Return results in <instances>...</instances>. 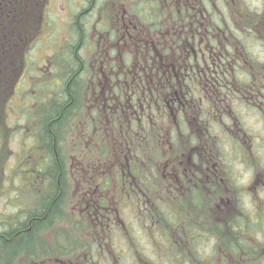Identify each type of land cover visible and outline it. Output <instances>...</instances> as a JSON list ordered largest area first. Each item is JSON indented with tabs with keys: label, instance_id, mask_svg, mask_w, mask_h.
I'll return each mask as SVG.
<instances>
[{
	"label": "flooded vegetation",
	"instance_id": "obj_1",
	"mask_svg": "<svg viewBox=\"0 0 264 264\" xmlns=\"http://www.w3.org/2000/svg\"><path fill=\"white\" fill-rule=\"evenodd\" d=\"M236 1L81 0L83 4L73 21L82 33L80 46L84 44L85 32L90 40L99 38L98 46L101 39L108 42V49L116 47V34L118 42L126 44L128 41L135 43L142 40L147 45L154 37L163 35L162 27L166 22L164 16H172L176 37L188 43L190 51L187 56L193 59L194 65L179 67L177 71L175 68L162 71V65L150 67L141 73L139 91L127 80L119 79L116 82L113 76L116 78L117 73L107 68H102L105 83L101 84L100 57L98 53H87L91 56L89 64L93 65L95 71V77H90L95 83L92 85L93 108L100 106L102 97L105 100L104 107H110L115 116L119 118L120 113L126 116L122 121H127L134 134L140 136L141 144L138 148L127 144L121 150L123 156L117 148H113L112 156L104 158L95 156L100 150L98 146L85 151L87 148L79 147L74 141L71 151L76 153L77 158L80 155V162L71 167L72 174L77 177L71 179L66 173L65 164L60 168L65 174L58 173L55 188L52 187L54 184L51 178L42 181L33 179L32 183H40V188L31 191V211L27 219L20 222L18 219L21 215H18L16 227H10L8 231L0 228V236L14 231L13 236L7 240L16 253L11 259H2L9 261L1 264H102L105 257L101 254H111L110 260L113 259L114 264H122L123 259L115 256L112 239L122 232L129 235L131 243L140 248L139 254L144 252L148 256L140 258L134 255V263L127 256L125 264L244 263L243 244L255 247L250 244L249 238L264 231V201L251 196L250 202L256 205L253 212L246 208V201H241L242 194L246 196L248 189L232 182L234 172L227 164L223 139L230 142L231 149L243 164H258L260 170L264 171V162L258 154L259 136L255 135L244 117L238 115L233 107L234 103L238 109L245 107L252 110L264 122V65L257 66L249 60L251 57L264 64V60L255 58L253 49L254 45L264 40V35H260L262 24L257 14L247 17L241 15L243 7L242 10H246L247 6V10H252L248 3L245 0H239V3ZM93 10L96 19H91ZM68 37L65 40L70 42ZM262 44L264 46V41ZM146 45L145 48L136 45L135 50L142 53L145 49L147 56L153 60ZM73 68L70 64L66 73L57 76V88H66L67 93L72 91L75 84ZM243 73L252 77L228 78V75ZM174 77L176 81H173ZM165 80L176 83L174 93L166 96V109L169 111L167 122L164 121L163 105L166 94L162 87ZM68 99L61 98L60 105L67 107L73 103L75 94L71 101ZM55 115L53 120L61 118V114L58 117ZM82 119L80 123L84 129L86 120ZM101 120L100 115L93 117L95 135L100 133L98 123ZM106 120L109 118L106 117ZM137 124L142 126L135 131ZM223 124L226 128H223ZM231 124L236 126L235 131ZM63 129L65 132L70 131L67 125ZM221 129L224 131L223 139L218 133ZM79 136L80 132L77 131L73 140ZM165 153L168 160L163 156ZM185 156L187 163L180 160ZM159 157L165 159V167L158 173L164 179L155 177L162 183V187L167 184L170 186L175 199L171 204L157 201L158 187L148 181L146 172L141 173L143 167H150ZM106 165L105 170L100 168ZM117 168H121L122 173L120 178L113 179L111 175L115 174ZM252 171V176L255 173V182L262 181V173L256 172V169ZM222 180L231 182L230 190L238 187L232 193L234 210L228 205L229 196L221 193L219 183ZM236 180H239L237 176ZM76 181H80V184L77 192L72 195V182L76 184ZM259 188H264V182ZM217 197H220L221 204L216 206ZM127 205L129 207L126 208ZM215 206L227 212V215L233 213V218L223 226H203L201 220L211 218ZM131 208L130 219L136 213L141 214L137 222L140 229L135 226L139 233L133 223H127L121 218V215L128 218ZM146 219L151 223L149 231L142 227ZM228 227L233 228L232 234L227 232ZM146 232L147 236H153L145 239H150L155 251L144 240ZM219 236L225 248V258L215 260L211 258L212 248L208 247L211 240L216 238L217 242ZM233 236H236V249H239L236 260L228 257L230 247L223 240ZM43 238L44 241L41 240ZM207 243L208 247L205 246ZM3 246L6 245L0 242V250ZM147 247L156 257L148 255ZM82 249L75 258H63L61 255L67 251L75 254Z\"/></svg>",
	"mask_w": 264,
	"mask_h": 264
},
{
	"label": "trees",
	"instance_id": "obj_2",
	"mask_svg": "<svg viewBox=\"0 0 264 264\" xmlns=\"http://www.w3.org/2000/svg\"><path fill=\"white\" fill-rule=\"evenodd\" d=\"M49 1L50 0H0V100L2 98V102L4 103L9 98V91L15 88L17 80L19 81L21 77V73L25 67V59L29 50H31L32 44L40 37L39 34L43 27V18L49 8ZM245 9L246 10H243L241 13L244 17L255 13L253 10L250 11L247 10L248 8ZM91 19H96L94 10ZM164 20L166 22L162 27L163 35L151 39L155 40V43H152L150 40L146 45L142 40H137L135 43L128 41L124 44L122 41H116V34V47L112 49H108V42H105L102 39L98 46L99 38L95 37V41L92 39L90 40L86 34L87 32H85L83 37L85 44H83L85 46V49H83V45L80 46V40L82 39L80 28L75 25L73 29L70 30L68 37L70 47L66 50L67 54L65 60L68 65L72 64V66L75 67L72 69V78L75 84L72 86V91H69L68 93L66 88H55L57 87L56 84L51 86L52 83L50 82L43 85L46 87V94L49 99V103L47 104L48 107L45 108L44 113L40 114L37 119L39 127L35 126L36 124H33L37 130H31V137L34 141L33 148L37 150L31 152V165H33V163L38 164L37 169L40 175H45V172H47V174L49 172L52 173L50 178L54 184L52 186L53 188L57 185L54 182L57 179L58 173L62 172L65 174L64 171L60 169L66 164V157L62 151V149L65 148L64 144L68 141L63 129L64 125H67L74 134H76L77 131L80 132V136L74 141L79 147L87 148L85 151L95 149L98 146L100 150L98 153L96 152V157L107 158L112 156L114 152L113 148H117L123 156L124 152L121 150H124L127 144L130 147L137 148L141 144L140 136L134 134V130L128 127L127 121H122L125 120L124 117L126 116L121 113L119 114V118L115 116L113 112H111L110 107H104L105 100L102 97H100V106L98 108H93L92 103L94 99L92 98V85L95 83L92 82L90 77H95V71L93 70V65L90 66L89 64L91 61V53L92 55L98 53L100 57L99 68L101 72V84L105 83L103 80L102 68H107L112 73H117L116 78L113 76V79H115L116 82L119 79L127 80V82L132 84L133 88L139 91L142 84L141 73L148 71V68L150 67L156 68V65H162V71L166 69V71H171L173 68L177 71L179 67L184 68L190 64L191 66L194 65L193 59H190L187 56V53L190 51L188 43L183 38L177 39L176 37L172 16H164ZM100 27H102V25H100ZM117 28L118 27H115V29ZM99 29L101 30L102 28ZM83 30H85V27ZM136 45L141 46L142 48H145L146 45L148 49H150L149 55L153 56V60L147 56L145 49L142 53L136 52ZM88 49L89 51H87ZM87 53H90V55ZM157 53L158 55H156ZM157 59L160 61H156ZM249 60L254 65H264L253 60L251 57ZM80 66H82L83 69H81ZM81 73L83 74L82 76H80ZM240 76H244L245 78L252 77L251 75H247V73H243L228 75V78ZM173 81H176L175 77L173 78ZM175 84L176 83L174 82L163 81V93L166 94L163 97V105L165 108L164 121L166 122L169 117V111L166 109V105H168L166 96L169 93H174L173 90L175 91ZM54 91L55 94L49 96V93H54ZM101 91L102 88H100V92ZM74 94L75 101L73 103L67 107H62L60 105L59 100H61V98H69L68 100H70ZM35 97H37V95ZM36 100L39 101L41 99ZM153 111L156 114L155 107L153 108ZM54 114H56L55 117H58V115L61 114V118L59 120H56L57 118L53 120L52 117ZM97 115H100L102 120L98 123L100 133L95 135L93 117H96ZM106 117H108L109 120H106ZM81 119L86 120L84 129L80 123ZM120 124H123V127H120ZM141 126V124H137L135 131H138V127L141 128ZM9 127L12 129V136L15 133V128L12 126ZM3 130L4 124L3 126L0 125L1 138H4ZM34 154L43 156L38 160L34 158ZM31 168L33 169V166H31ZM46 169H48V171ZM29 211L31 210L25 211L18 221L23 222L26 220L28 215L26 212ZM16 219L17 218L12 219L11 217L0 219V228H4L5 231H8L10 227H16ZM13 234L14 231L4 233L3 236H0V242H3L6 245L0 250L1 254L6 255L7 253L12 252L13 248L7 238L12 237ZM219 238L221 239L220 236ZM235 238L236 236L223 238L226 244L230 247V249H228V255L230 256L228 257L231 259H237L239 257V249H236L237 241ZM221 245L224 248L223 242ZM243 245L246 248H244V254H251L252 252L256 255L260 254V252L257 251V248H251L250 246L247 247L246 244ZM224 253L225 248L223 255H221L222 259L225 258ZM232 256L234 258H232ZM211 258L215 259L213 256H211ZM242 258L245 260L244 256H242ZM253 262V264H264V260L259 256ZM246 263L247 262H244L243 264Z\"/></svg>",
	"mask_w": 264,
	"mask_h": 264
},
{
	"label": "rangeland",
	"instance_id": "obj_3",
	"mask_svg": "<svg viewBox=\"0 0 264 264\" xmlns=\"http://www.w3.org/2000/svg\"><path fill=\"white\" fill-rule=\"evenodd\" d=\"M245 2L248 3L250 8L254 10L255 13L258 12L256 16H258V18L260 19V24H262V26H260V35L263 36L264 0H245ZM236 3H239V0H237ZM81 4H83L81 0L49 1V8L43 18V27L39 34L41 37L31 47V50H29L25 59L24 70L26 68L28 69L25 72L26 76L24 78L19 79V81L17 80L18 83L21 82V84L15 85V88L19 87V90L15 91L14 88L13 90L9 91L8 100L11 99L14 101V103L7 104L8 100L5 103L2 102V98L0 100V125L3 126L4 124V138L0 137V219L5 218L6 215V218H15V216L19 214L20 210L24 211V209H28V207H31V191L32 189L40 188V183H32L33 179L42 181L51 177L52 173H48L46 175L42 174L40 176H36L37 174H35L36 177L31 176V148L33 147L34 143L33 139L31 138V130H37V128H35V126L39 127L37 119L40 114L44 113L45 108H47L49 99L46 94V87H44L43 85L46 81L56 77L57 72L60 70L59 65L53 64L55 63V61L57 62V64L61 63L60 57H58L57 53L58 51L60 53H64L67 48V41L64 39V42L62 43V38L58 40L57 38L65 34V30H67V37L69 36L68 31L72 30L75 26V22L73 21L75 19V16L77 15V9L82 6ZM247 8L249 7L247 6ZM242 9H244V7ZM242 9L241 12L243 11ZM70 10L72 11V14H68ZM233 11L235 14L236 9ZM250 16H255V14H252ZM54 40L57 41L56 44L53 43ZM263 41L264 40L262 39V41H260L253 47L255 51L254 56L257 60H264V46L262 44ZM36 95L37 97H35ZM36 99L41 100L38 101ZM233 107L235 108L238 115L244 117V121L246 120L250 129L254 130L255 135L259 136L258 154H260V160L262 159V161L264 162V122L257 116V114L252 112V110L249 111L245 107H240L238 109L237 105L234 103ZM33 124L36 125L33 126ZM231 125L233 126V131H235L236 126L233 124ZM9 126L15 128V133L12 136V129ZM223 128H226L225 124H223ZM223 132L224 131L222 129L218 131V133L222 136V139L224 138ZM65 136L68 141L64 144L65 148L62 149V151L64 152L66 157H64L66 159V173L71 176V179H74V177L76 178L77 176L76 174H72L71 166L73 165L74 167L80 162V160H78V158H80V155H78L77 158L76 153L71 151V148L74 144V133L70 130L68 132H65ZM223 141L225 142V146H223V148L226 154L227 164L231 171L234 172L232 173L234 178L232 182L248 189L246 196L244 195V193L242 194L243 199L241 201H246V208L249 212H253L255 210L254 206L256 205L255 203L250 202L251 196H253L254 199L264 201V188H259V186H261L264 182V171L260 170L258 164H243L242 160L239 159V156L236 155L235 152L231 149L230 142L227 139H223ZM231 150L232 152L230 153ZM163 156L166 157L167 154L165 153L163 154ZM36 157L37 155L35 154V158ZM166 160H168L167 157ZM180 160H184V162L187 163L186 156L180 158ZM164 161V158L160 159L159 157V159L157 161H154V164L150 165V167H143L141 169V173L146 172V175L149 178L148 181L153 184H156V187H158V191L156 193L159 195V198L157 199V201L162 200L165 203L171 204L174 202L175 199L172 196L170 186L167 184L166 187H162V183L160 184L159 179L157 180V178L155 177L158 176L160 179H164L163 175H158V173H160L165 167ZM229 161L231 162V165H229ZM120 162L123 161L120 160ZM120 162L118 161V163ZM100 168L105 170L107 168V165L102 166ZM156 169H158L157 173L155 172ZM253 169H256V172L262 173V181H259L258 183L255 182V173H253L252 176ZM121 173V168H117L115 169V174L111 175V177L113 179H118L120 178ZM236 176L239 178L238 181L236 180ZM229 183L231 182L227 180H222L220 181L219 185L221 193L223 195L226 194L229 196L227 198V200L229 201L228 205H231V209L234 210V206H232L235 201L233 194L235 193V191H237L238 187H233L230 190ZM79 184L80 181H76V184L72 182V195L77 192ZM218 204H221L220 197H217L215 202L216 206ZM222 205L225 206L224 203H222ZM216 206L215 209H212V213L210 215L213 216L211 218L201 220L202 223H204L202 224L203 226L209 224H211L212 226H217L218 224H221L223 226L225 225L226 221L228 222L227 224L230 223V220L233 218V213H229L227 215V212H223L221 208H218ZM22 207H24V209ZM127 207H129V205H127L126 208ZM126 208L124 207L123 209ZM132 210L133 209L131 208V211L128 212V218H125L122 215L121 218L124 219L127 223H133L134 229L136 230V232L139 233L140 228L137 226V222L141 214L136 213L130 219V213L132 212ZM124 213L127 214V212ZM142 219L145 220L143 216ZM141 223L142 220L140 218L139 224ZM150 225L151 223L149 219H146V224L142 227L145 230L149 231ZM129 226L133 225L129 224ZM135 226L139 229H137ZM227 232L232 234L233 228L230 229L228 227ZM136 236H139V234H137ZM147 237L151 238L153 236H147L146 232L144 240L154 250V245L151 244L150 239H145ZM112 239H114L113 250H115V256L117 258L123 259L122 264H125L124 259L127 256L131 257V262L133 263L134 255H138V257L140 258H144V256L145 258L148 257L144 252L141 254L138 253L140 248L136 244L133 245L130 241V236L125 235L124 232H122L121 235L116 234ZM41 240L44 241L45 238ZM248 241L250 242V244L256 245L253 248H257V251H259L260 254L256 255L253 252L251 254H243L245 258L244 262H247L246 264H253L252 261H255L258 256L262 260H264V231H260L258 232V234H254V236L252 238H249ZM221 243L222 241L220 238H218L217 242L216 238H213L209 243V247L208 243L205 244L208 249L212 248L211 256H213L215 260L221 259V255H223L224 248L222 247ZM127 246H129L128 249ZM147 248L148 255L152 258L156 257L149 251V247ZM82 251L83 249L75 254H73L72 251H67L61 255L63 258H75V256L79 255ZM15 254L16 253L12 250V252L7 253L6 256H13ZM101 255L105 257L102 264H114L112 261L113 259L110 260L111 254H109L108 256H106L105 254ZM0 256L5 255L0 253ZM79 257L80 256L76 258ZM232 258L234 257L232 256ZM233 260L236 259L234 258ZM6 261L0 260V262ZM230 264L235 263L231 262Z\"/></svg>",
	"mask_w": 264,
	"mask_h": 264
}]
</instances>
